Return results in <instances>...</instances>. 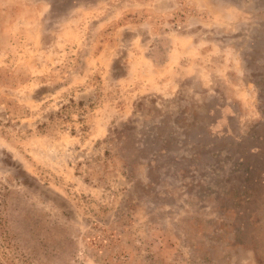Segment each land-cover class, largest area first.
<instances>
[{
	"label": "rangeland",
	"instance_id": "obj_1",
	"mask_svg": "<svg viewBox=\"0 0 264 264\" xmlns=\"http://www.w3.org/2000/svg\"><path fill=\"white\" fill-rule=\"evenodd\" d=\"M0 264H264V0H0Z\"/></svg>",
	"mask_w": 264,
	"mask_h": 264
}]
</instances>
